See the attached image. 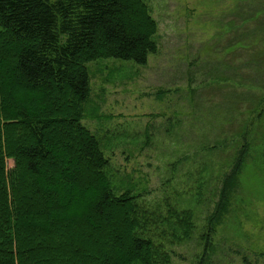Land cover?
Returning <instances> with one entry per match:
<instances>
[{"label":"rangeland","instance_id":"obj_1","mask_svg":"<svg viewBox=\"0 0 264 264\" xmlns=\"http://www.w3.org/2000/svg\"><path fill=\"white\" fill-rule=\"evenodd\" d=\"M144 1L157 51L145 65L88 62L82 123L109 158L114 190L139 193L161 218L152 234L170 264H264V0ZM245 141L238 186L211 220ZM186 208L192 229L178 239L170 214Z\"/></svg>","mask_w":264,"mask_h":264},{"label":"trees","instance_id":"obj_2","mask_svg":"<svg viewBox=\"0 0 264 264\" xmlns=\"http://www.w3.org/2000/svg\"><path fill=\"white\" fill-rule=\"evenodd\" d=\"M156 32L144 0H0V264H170L152 234L161 218L139 193L114 190L109 158L81 120L87 63L145 65ZM249 149L236 152L211 220ZM170 217L174 237H188L192 212Z\"/></svg>","mask_w":264,"mask_h":264}]
</instances>
